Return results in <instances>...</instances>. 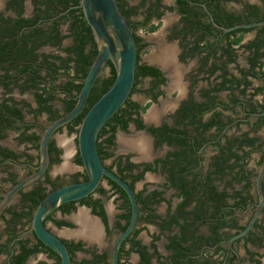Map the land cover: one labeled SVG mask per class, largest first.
Wrapping results in <instances>:
<instances>
[{
	"label": "flooded vegetation",
	"instance_id": "af4514ba",
	"mask_svg": "<svg viewBox=\"0 0 264 264\" xmlns=\"http://www.w3.org/2000/svg\"><path fill=\"white\" fill-rule=\"evenodd\" d=\"M67 1L0 0V202L38 171L45 128L72 109L74 84H83L76 61L81 26L74 24L82 9L80 0ZM119 2L141 38L140 63L156 74L135 77L128 100L137 106L118 111L127 125L115 114L98 136L102 161L139 203L118 264H264V208L251 230L229 243L258 202L264 115H251L264 111V25L226 29L264 20V0ZM56 33L61 39L53 43ZM93 50L91 41L83 48ZM84 109L52 136L42 177L0 214V264H60L31 230L32 220L50 191L87 179L76 135ZM246 135L254 139L249 144ZM131 215L125 190L103 176L94 193L61 205L44 223L57 235L69 233L58 236L71 264H111Z\"/></svg>",
	"mask_w": 264,
	"mask_h": 264
},
{
	"label": "water",
	"instance_id": "95a60500",
	"mask_svg": "<svg viewBox=\"0 0 264 264\" xmlns=\"http://www.w3.org/2000/svg\"><path fill=\"white\" fill-rule=\"evenodd\" d=\"M76 7L82 9L84 18L92 30L97 54L77 94L75 105L67 113L50 122L45 128L39 146L38 171L24 177L5 193L0 202V214L18 191L29 182L42 177L50 162L49 144L52 136L60 127L74 120L83 111L94 84L106 70L108 64L111 63L116 72L115 79L110 87L90 106L83 116L76 134L78 151L87 173V179L71 182L50 191L36 208L31 230L34 231L40 241L59 255L60 264H71V253L68 246L60 236L46 227L44 220L61 205L80 200L94 193L100 186L103 176H106L125 190L132 206L131 220L126 229L117 237L113 246L111 264H118L121 245L135 227L139 203L132 187L107 168L102 161L98 151V136L107 121L124 105L134 87L138 46L135 33L121 11L117 0H80ZM258 25H264V20L238 24L226 29L251 28ZM256 115H264V111L255 112L251 117ZM263 179L264 150L263 161L256 178L258 202L255 211L244 229L229 239L230 246L236 239L245 236L251 230L264 208Z\"/></svg>",
	"mask_w": 264,
	"mask_h": 264
},
{
	"label": "trees",
	"instance_id": "16d2710c",
	"mask_svg": "<svg viewBox=\"0 0 264 264\" xmlns=\"http://www.w3.org/2000/svg\"><path fill=\"white\" fill-rule=\"evenodd\" d=\"M60 2L64 1L66 2L65 0H58ZM69 1V0H68ZM67 1V2H68ZM120 0H118L119 2ZM74 2L78 3L79 0H74ZM119 6L121 8V10L123 11L124 15L127 14V12H125L123 10V5L121 2H119ZM78 10V9H77ZM81 16V17H79ZM79 16L77 15V19L75 20V25H77L79 23V25L81 26L76 34H77V37H78V40H80V44L77 46L76 50H78V53H77V58H76V61L80 62V65H79V71H82L84 76H86L89 68H90V65L91 63L93 62L96 54H97V49H96V43L94 41V37H93V33H92V30L90 28V26L87 24L86 20H84V18L82 19V17H84L83 15V11L80 10V13H79ZM61 38L58 36V34H54V36L52 38H50V41L53 43H57L58 40H60ZM50 41L48 40V43H50ZM93 42L94 43V46H95V50H93V52L91 53H84L83 52V48L84 46L89 42ZM136 41H137V44L138 46L140 45V41H141V38L139 37H136ZM9 43H7L6 45H8ZM255 59V62L258 61L257 59V55L254 57ZM140 60H141V57L139 55V48H138V60H137V71H136V77H138L141 73L142 74H149V73H155L156 74V71H153L152 68L148 67V66H145L144 64H141L140 63ZM71 61V57H69L68 59H65L64 60V66L67 67V68H70L69 67V62ZM51 64V63H50ZM108 66L110 67V74L107 76V77H100L97 82H96V85L93 87L91 93H90V96H89V99H88V102H89V105L88 107H85L84 109V112L77 118V122H80L81 119L83 118V116L86 114V112L88 111L89 107L92 106V104L110 87V85L112 84V82L114 81L115 79V75H116V72H115V69L113 67V65L111 63L108 64ZM55 70L53 71H50L48 70V76L51 77V79H55V75H53ZM54 76V77H53ZM137 82L135 83V86H136ZM69 86V84H68ZM74 86L78 89V91H80L81 87H82V83L80 84H74ZM71 89V88H70ZM50 97H53L51 94H50ZM73 103H70L69 105V108H71L73 106ZM128 105L129 108H132V107H136L137 104L135 102H131L127 99V101L124 103L123 107ZM121 110H126V108H122L119 110V112ZM116 113L115 117H118L120 116L121 114ZM119 114V115H118ZM123 115L124 113L122 112V117H121V120L123 122V126L125 127L127 125V119L123 118ZM126 115V114H125ZM254 139L253 138H250L249 136L246 135V139L244 140V143L245 144H249L250 142H252ZM230 155H233V156H236L237 153L235 151H233L231 148H230ZM250 181L248 182L247 185H250ZM244 202L246 203L249 199V196H245L244 198ZM217 208H219V206H217Z\"/></svg>",
	"mask_w": 264,
	"mask_h": 264
},
{
	"label": "crops",
	"instance_id": "0c3cea01",
	"mask_svg": "<svg viewBox=\"0 0 264 264\" xmlns=\"http://www.w3.org/2000/svg\"><path fill=\"white\" fill-rule=\"evenodd\" d=\"M64 142H65V141H64ZM64 234L67 235V234H69V233H67L66 231H65V232H62V230L59 231V233H58V235H60V236H64ZM176 250H177L176 252H181V251H179L178 249H176ZM173 252H175V251H173Z\"/></svg>",
	"mask_w": 264,
	"mask_h": 264
},
{
	"label": "rangeland",
	"instance_id": "374dc122",
	"mask_svg": "<svg viewBox=\"0 0 264 264\" xmlns=\"http://www.w3.org/2000/svg\"><path fill=\"white\" fill-rule=\"evenodd\" d=\"M108 72H109V68H106V70L102 73V77H107L108 76ZM73 137V135H72Z\"/></svg>",
	"mask_w": 264,
	"mask_h": 264
},
{
	"label": "bare ground",
	"instance_id": "6f19581e",
	"mask_svg": "<svg viewBox=\"0 0 264 264\" xmlns=\"http://www.w3.org/2000/svg\"><path fill=\"white\" fill-rule=\"evenodd\" d=\"M154 58V57H153ZM163 62V61H162ZM167 62V61H166ZM163 64H165V63H163ZM168 64V63H167ZM152 115V114H151Z\"/></svg>",
	"mask_w": 264,
	"mask_h": 264
}]
</instances>
